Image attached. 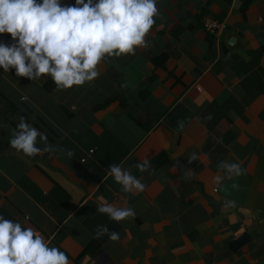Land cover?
I'll list each match as a JSON object with an SVG mask.
<instances>
[{
	"label": "crops",
	"instance_id": "obj_1",
	"mask_svg": "<svg viewBox=\"0 0 264 264\" xmlns=\"http://www.w3.org/2000/svg\"><path fill=\"white\" fill-rule=\"evenodd\" d=\"M157 8L148 47L107 58L91 83L60 91L51 77L0 67V215L51 238L70 264H264V0ZM205 16L224 23L219 35L202 28ZM20 116L56 151L11 148ZM144 158L151 168L141 173L134 165ZM221 161L244 174L213 184ZM110 164L145 190L122 192ZM103 203L131 207L135 219L111 220L96 210ZM100 225L119 241L97 238Z\"/></svg>",
	"mask_w": 264,
	"mask_h": 264
},
{
	"label": "clouds",
	"instance_id": "obj_2",
	"mask_svg": "<svg viewBox=\"0 0 264 264\" xmlns=\"http://www.w3.org/2000/svg\"><path fill=\"white\" fill-rule=\"evenodd\" d=\"M156 16L157 0H75V5L63 6L59 0H0V34L9 33L13 40L11 45L0 43V67L4 72L14 68L18 77L30 80L51 77L60 91L82 86L99 77V66L107 58L135 55L137 47H148L145 37ZM38 137L43 148L36 146ZM9 144L27 157L56 151L48 144L47 134L23 116L11 130ZM66 155L71 158L75 153L67 150ZM197 159L196 153L189 157L190 162ZM134 166L144 173L151 163L144 158ZM217 167L219 171L212 178L215 185L245 171L236 162L221 161ZM107 175L122 192H143L146 188L120 164H110ZM185 175H191V170ZM232 187L238 189L239 185L233 183ZM224 207L235 208L236 202L225 200ZM96 210L117 222L136 216L133 208L111 203L100 204ZM105 234L114 242L120 239L119 233L109 232L106 225L98 226L96 237ZM50 243L51 238L46 241L35 229L0 215V264H70L68 255Z\"/></svg>",
	"mask_w": 264,
	"mask_h": 264
},
{
	"label": "built area",
	"instance_id": "obj_3",
	"mask_svg": "<svg viewBox=\"0 0 264 264\" xmlns=\"http://www.w3.org/2000/svg\"><path fill=\"white\" fill-rule=\"evenodd\" d=\"M202 28L206 32L219 35L220 31L225 28V25L222 21L205 16L202 19ZM89 153H92V150Z\"/></svg>",
	"mask_w": 264,
	"mask_h": 264
},
{
	"label": "water",
	"instance_id": "obj_4",
	"mask_svg": "<svg viewBox=\"0 0 264 264\" xmlns=\"http://www.w3.org/2000/svg\"><path fill=\"white\" fill-rule=\"evenodd\" d=\"M248 239H249V236H248L247 233H245V234L241 235V236L239 237V239L233 241V242L231 243V245H232V246H235V247H238V246H240L243 242L247 241Z\"/></svg>",
	"mask_w": 264,
	"mask_h": 264
},
{
	"label": "trees",
	"instance_id": "obj_5",
	"mask_svg": "<svg viewBox=\"0 0 264 264\" xmlns=\"http://www.w3.org/2000/svg\"><path fill=\"white\" fill-rule=\"evenodd\" d=\"M6 41H7V44H5V45H10L13 43V40H12L11 35L9 33L7 34Z\"/></svg>",
	"mask_w": 264,
	"mask_h": 264
}]
</instances>
